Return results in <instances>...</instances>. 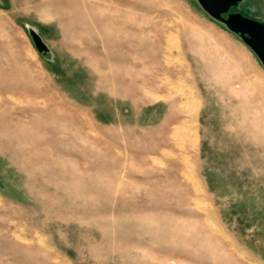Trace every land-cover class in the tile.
Masks as SVG:
<instances>
[{"label": "rangeland", "instance_id": "rangeland-1", "mask_svg": "<svg viewBox=\"0 0 264 264\" xmlns=\"http://www.w3.org/2000/svg\"><path fill=\"white\" fill-rule=\"evenodd\" d=\"M100 1L0 0V264H264V66L196 0Z\"/></svg>", "mask_w": 264, "mask_h": 264}, {"label": "water", "instance_id": "water-1", "mask_svg": "<svg viewBox=\"0 0 264 264\" xmlns=\"http://www.w3.org/2000/svg\"><path fill=\"white\" fill-rule=\"evenodd\" d=\"M196 1L210 17L223 23L228 30L238 35L264 66V21L231 10L243 0ZM28 33L37 51L49 52V47L34 29L28 28Z\"/></svg>", "mask_w": 264, "mask_h": 264}, {"label": "bare ground", "instance_id": "bare-ground-1", "mask_svg": "<svg viewBox=\"0 0 264 264\" xmlns=\"http://www.w3.org/2000/svg\"><path fill=\"white\" fill-rule=\"evenodd\" d=\"M104 2H105V0H101L100 2H97L96 3V8H98L99 10H100V12H101V10H103L102 8L104 7ZM96 8L93 10V11H95L96 10ZM42 13V12H41ZM101 23V22H100ZM103 25V24H102ZM100 27V26H99ZM145 81V80H144ZM115 87H116V85H115ZM185 107V106H184ZM252 104L249 102V103H247L246 105H245V109H247L248 111H249V113L253 110L252 109ZM188 111V110H187ZM253 112V111H252ZM260 119V117L259 118H255L254 116L252 117V119H250V122L248 123V126H250V128H253V127H258V126H263L264 125V119L263 118H261V121L259 120ZM264 161V160H263ZM13 235H14V233H13ZM14 237H16L17 239H20V240H24L25 238L21 235V234H19V233H16L15 234V236ZM141 256L142 257H148V256H150V255H146V254H144V253H141ZM149 258H151V257H149ZM153 258V257H152Z\"/></svg>", "mask_w": 264, "mask_h": 264}]
</instances>
